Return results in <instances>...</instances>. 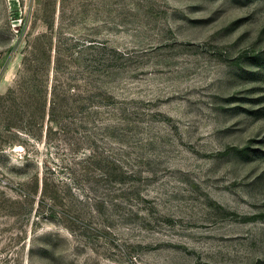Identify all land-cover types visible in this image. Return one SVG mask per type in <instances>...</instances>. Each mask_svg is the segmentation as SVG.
Listing matches in <instances>:
<instances>
[{
  "label": "rangeland",
  "instance_id": "obj_1",
  "mask_svg": "<svg viewBox=\"0 0 264 264\" xmlns=\"http://www.w3.org/2000/svg\"><path fill=\"white\" fill-rule=\"evenodd\" d=\"M0 264H264V0H0Z\"/></svg>",
  "mask_w": 264,
  "mask_h": 264
}]
</instances>
